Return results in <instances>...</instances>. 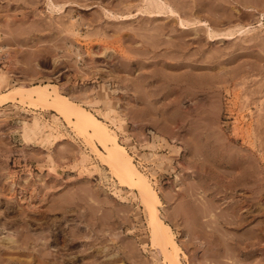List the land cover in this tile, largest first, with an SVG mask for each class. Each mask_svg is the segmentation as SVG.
I'll use <instances>...</instances> for the list:
<instances>
[{"label": "rangeland", "instance_id": "1", "mask_svg": "<svg viewBox=\"0 0 264 264\" xmlns=\"http://www.w3.org/2000/svg\"><path fill=\"white\" fill-rule=\"evenodd\" d=\"M164 1L0 0V264H169L98 142L20 83L73 92L137 144L182 264H264V0Z\"/></svg>", "mask_w": 264, "mask_h": 264}, {"label": "bare ground", "instance_id": "2", "mask_svg": "<svg viewBox=\"0 0 264 264\" xmlns=\"http://www.w3.org/2000/svg\"><path fill=\"white\" fill-rule=\"evenodd\" d=\"M146 1H149L146 3L147 5H149L148 3L151 2L150 5H152L153 9L156 8L157 10L156 13L157 12L160 13L166 8H169L168 11L170 13L172 14L175 13L174 9H172L170 5L167 4L164 0H146ZM150 12H154V10ZM210 32L211 31H209V33ZM7 81H8V74L5 73V71H1L0 86L7 84ZM104 88H105L104 86L103 87L101 86L99 89L98 88L96 89L92 88V89L95 91L98 90L99 92H104L105 91ZM71 89L73 90V88ZM8 90L9 91L7 93L16 94L22 99H27L28 101H32V102H38L44 108H50L56 114L63 116L68 122H72L74 126L83 135H87L89 138L95 139L103 151H100V149L96 148L95 146H93V149L97 153L102 152L103 154L102 159L105 160V163H107L110 166L111 171L119 180V182L122 185L129 186L130 188H135L138 191V194L143 202L150 223L152 225V232H151L152 239L160 243L164 251V256L166 260L169 262V264H182L180 259L181 249L178 243L176 242L169 225L166 224L164 221H162V219L158 215L157 207L160 206V204H162L160 197L156 189L152 186L150 177L146 175V173L143 172L141 169H139V167L137 166V164L133 159L134 155L126 149L128 147L131 150H135L133 145L127 143L126 145L127 147H126L120 142H118L117 139L115 138V135H113L110 131H108V128L106 127L105 123H103L102 120H100L90 110H88L87 108L83 107L80 103L75 101V98L77 97H75L73 92H69L70 90L68 91L69 93L67 92L68 94H63L56 87L52 86V84H47V83L44 84L37 83L32 85H25L24 83H20L17 85H13ZM106 94L107 92L104 93V95ZM104 95H103L104 97L103 102L105 108L108 110L102 112V114L105 116L108 113L114 114V117L111 118V123L116 128L121 129L122 124L124 122L123 114L125 113L120 111L122 108L119 111H116V109L111 108V106L115 102L111 99L106 98V96ZM77 100L79 99L77 98ZM54 119H57V117L54 116ZM40 127H44V125L41 126L40 122L36 119H34L31 124L25 122L22 125L23 138L25 140L32 139L34 130ZM123 138L127 139L126 136H123ZM47 140H48L47 137L41 138L42 142ZM153 140H156L155 144L157 145L160 144L159 143L160 140L163 143H166V145H169L167 141L164 139V137L158 134L153 135ZM170 148L176 151L179 147L171 145ZM151 155L153 156L152 153ZM48 158L52 159V156L49 155ZM85 159L86 156L81 155L79 162L84 163ZM7 233H9L8 235L10 236L11 233L10 232ZM9 258L10 260H12L11 257H8V259Z\"/></svg>", "mask_w": 264, "mask_h": 264}, {"label": "built area", "instance_id": "3", "mask_svg": "<svg viewBox=\"0 0 264 264\" xmlns=\"http://www.w3.org/2000/svg\"><path fill=\"white\" fill-rule=\"evenodd\" d=\"M8 52L5 49V46L0 45V64H3L4 59L6 58ZM135 150H131L132 154L135 156V158H140L139 161H143V159L140 157V151L137 149V144H132Z\"/></svg>", "mask_w": 264, "mask_h": 264}]
</instances>
